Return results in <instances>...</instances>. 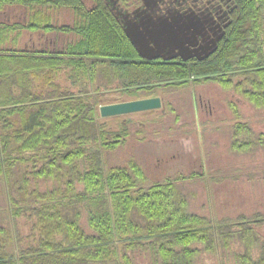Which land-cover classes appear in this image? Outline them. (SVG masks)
<instances>
[{
  "label": "trees",
  "instance_id": "16d2710c",
  "mask_svg": "<svg viewBox=\"0 0 264 264\" xmlns=\"http://www.w3.org/2000/svg\"><path fill=\"white\" fill-rule=\"evenodd\" d=\"M42 2L25 1V26L0 21V264H198L234 240L235 264H264L263 213L202 215L180 183L198 172L152 179L134 160L113 161L131 123L118 116L110 125L99 110L194 82L264 112V0L245 3L240 26L193 66L140 59L111 14L80 10L62 51L15 49L23 28L36 39L51 24ZM233 125L232 151L264 146L252 118Z\"/></svg>",
  "mask_w": 264,
  "mask_h": 264
},
{
  "label": "rangeland",
  "instance_id": "374dc122",
  "mask_svg": "<svg viewBox=\"0 0 264 264\" xmlns=\"http://www.w3.org/2000/svg\"><path fill=\"white\" fill-rule=\"evenodd\" d=\"M102 92L107 97H122L119 91ZM159 92L164 101H174L173 109L165 105L167 112L153 109L125 115L129 123L135 118L141 121L130 124L129 135L111 156L112 160L120 164L134 160L152 179L190 177L198 172L180 183L194 211L202 215L231 219L241 213L264 214V146L250 147L254 150L249 152L238 151L248 148V144L231 150L233 124L252 118L254 127L264 133V112L237 92L232 95L233 91L228 93L216 83L188 82ZM199 96L204 106H199ZM207 100L212 104L211 112ZM117 118L101 117L110 125H119L117 120L113 121ZM177 136L188 140L184 143ZM230 228L225 226V231ZM259 229L264 235V225ZM241 247L238 240L230 241L228 246L219 244L216 252L202 253L198 264H235Z\"/></svg>",
  "mask_w": 264,
  "mask_h": 264
},
{
  "label": "flooded vegetation",
  "instance_id": "af4514ba",
  "mask_svg": "<svg viewBox=\"0 0 264 264\" xmlns=\"http://www.w3.org/2000/svg\"><path fill=\"white\" fill-rule=\"evenodd\" d=\"M25 1L7 0V3H3L4 0H0V21L25 26L30 20ZM252 2L253 0H43L40 8L48 14L51 24L40 29L36 33V39L23 28L15 49L62 51L75 34L74 31H68V28L79 20L80 10L92 15L111 14L118 33L126 36L140 59L163 66H193L205 62L219 51L224 40L240 26L245 3L248 6ZM126 28L140 42L147 44L146 49L150 55H155L154 58L142 56L127 35ZM215 43L216 47L211 52ZM160 97L162 107L156 110L167 112L166 98L164 101ZM172 101L170 98L169 102L174 106ZM203 102L202 96H199L200 107L204 106ZM207 104L210 112L213 111L209 100ZM123 119H127L125 115ZM137 121L140 123L141 120L135 118L131 124H137ZM176 138L184 143L188 140L185 136Z\"/></svg>",
  "mask_w": 264,
  "mask_h": 264
},
{
  "label": "water",
  "instance_id": "95a60500",
  "mask_svg": "<svg viewBox=\"0 0 264 264\" xmlns=\"http://www.w3.org/2000/svg\"><path fill=\"white\" fill-rule=\"evenodd\" d=\"M127 35L132 40L133 44L138 48L140 53L145 58H154L155 55H150L146 49V43L140 42L131 32L126 28ZM216 43L214 44L212 51H214ZM208 54V53H207ZM162 107V99L160 96L139 98L129 101L115 102L104 104L99 107L102 117H112L127 115L139 111H147L153 109H159Z\"/></svg>",
  "mask_w": 264,
  "mask_h": 264
}]
</instances>
